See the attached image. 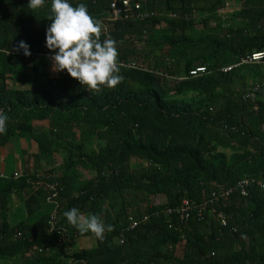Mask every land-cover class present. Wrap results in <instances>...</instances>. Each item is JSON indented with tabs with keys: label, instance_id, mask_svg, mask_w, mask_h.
Wrapping results in <instances>:
<instances>
[{
	"label": "trees",
	"instance_id": "trees-1",
	"mask_svg": "<svg viewBox=\"0 0 264 264\" xmlns=\"http://www.w3.org/2000/svg\"><path fill=\"white\" fill-rule=\"evenodd\" d=\"M110 1L82 0L103 23L101 39L117 42L124 76L97 92L52 73L50 0L38 10L0 0V109L10 117L0 149L33 140L38 166L65 152L58 174L0 172V264H264V191L214 200L243 178L264 179V57L249 61L264 52V0H131L149 16L106 30ZM143 25L152 32H132ZM21 40L31 56L16 50ZM37 121L49 130L36 131ZM14 193L27 195L18 221L8 212ZM185 198L209 202L205 219L168 213ZM72 207L113 230L102 241L80 233L64 216ZM84 236L95 245L73 248Z\"/></svg>",
	"mask_w": 264,
	"mask_h": 264
},
{
	"label": "clouds",
	"instance_id": "clouds-1",
	"mask_svg": "<svg viewBox=\"0 0 264 264\" xmlns=\"http://www.w3.org/2000/svg\"><path fill=\"white\" fill-rule=\"evenodd\" d=\"M49 0H28L32 10L44 9ZM52 21L46 29V47L52 50L53 69L66 70L87 90L100 91L102 87L114 88L124 80L119 63L117 42L108 36L101 39L103 23L94 17L82 2L72 0H50ZM31 56V47L21 40L17 51ZM10 117L0 109V135L8 131ZM70 225L80 233L91 232L98 240L105 239V232H111L113 225H106L96 214L90 217L72 207L64 213Z\"/></svg>",
	"mask_w": 264,
	"mask_h": 264
},
{
	"label": "built area",
	"instance_id": "built-area-1",
	"mask_svg": "<svg viewBox=\"0 0 264 264\" xmlns=\"http://www.w3.org/2000/svg\"><path fill=\"white\" fill-rule=\"evenodd\" d=\"M140 10H141L140 4L137 3L134 6L131 0H111L109 15L106 17L104 21L105 29L108 30L111 27V25H113V23L119 20L130 19V18H145L149 16V14L143 13ZM263 57H264V52L254 53L250 57L249 61L259 62L262 60ZM128 66L137 67L136 65H133V64H128ZM144 66L145 65L142 63V64H139L138 68H141ZM229 69L231 68H225L224 71H227ZM198 70H204V68H198ZM192 73L196 74V72H192ZM259 88L260 87L258 85L250 88V90L247 92V96H250L251 94L254 95L255 94L254 92L257 91ZM15 175L19 176L18 173H15ZM251 185H256L264 191V179L262 178H258V179L257 178H243L242 180L238 181V183L235 186L231 187L224 193L215 194L214 200L219 201L220 197L229 196L234 191L240 192L243 196H248L249 186ZM208 205H209L208 201H204L203 204H198V203L192 202L188 198H185L183 199V201L181 202L179 206H177L176 208L170 207L168 208L167 211L171 215L177 214L180 217V219L183 221L190 219L193 215L196 216L198 219L203 220L205 219V212H206L205 210ZM56 215H57L56 212H54L51 215V218L49 220L50 228H51V231L53 232L57 231L60 234V238L58 242H59V245L64 246L68 240V237H67L66 232L63 230V228L61 226H58ZM216 217L222 226L227 225V222H228L227 216L223 211L217 210ZM136 225H137V222H134L132 227H135ZM35 249H37L38 251H42L43 248L35 247Z\"/></svg>",
	"mask_w": 264,
	"mask_h": 264
},
{
	"label": "crops",
	"instance_id": "crops-1",
	"mask_svg": "<svg viewBox=\"0 0 264 264\" xmlns=\"http://www.w3.org/2000/svg\"><path fill=\"white\" fill-rule=\"evenodd\" d=\"M50 123L48 121H37L34 123L36 131H48ZM39 151L38 144L33 140H28L25 138H19L12 140L11 142L7 143L4 147L0 149V172L6 171V166L8 165V160L10 155H14L16 158V165L15 171H20L22 174L29 173L31 175H35L37 177H42L46 171L55 168V174H58L61 163L64 160L65 152H59L54 155L53 161L44 160L39 166L35 164L34 159L32 158ZM12 172V173H13ZM6 174V173H5ZM26 193L16 194L14 193L9 197V209L8 212L11 218L18 217V210L20 206L23 207V197H26ZM159 203L166 200L165 196H161L158 198ZM1 212V211H0ZM23 216L26 217L27 213L26 210L23 209ZM85 215V214H84ZM81 246L79 248H87L92 247L93 240L91 237H78ZM74 242V241H73ZM95 242V240H94ZM73 245V243H72ZM74 248V246H73Z\"/></svg>",
	"mask_w": 264,
	"mask_h": 264
},
{
	"label": "rangeland",
	"instance_id": "rangeland-1",
	"mask_svg": "<svg viewBox=\"0 0 264 264\" xmlns=\"http://www.w3.org/2000/svg\"><path fill=\"white\" fill-rule=\"evenodd\" d=\"M152 30H153V28H152V26H149V25H143V27L141 28H137V31H132L133 33H135L136 35H139L140 36V33H144V34H146V33H151L152 32ZM120 44V43H119ZM118 44V46H120V47H127V48H129V47H131V46H133L134 44H133V42L132 43H126V44H120L119 45ZM51 62L52 63H54L53 62V59L51 60ZM52 73L54 74V75H57L58 74V71H56V70H52ZM14 141V140H13ZM15 165H16V158H15V156L12 154V155H10L9 156V160H8V165L6 166V171H5V173H6V175H10V174H12V172L14 171V169H15ZM16 210H18V214H19V216L18 217H15L14 218V220L15 221H18V220H20L21 218H24V217H22L23 216V213H21V212H23V207L22 206H20L19 208H17ZM13 220V219H12ZM14 222V221H13ZM92 239V238H91ZM93 240V239H92ZM93 245H95V242H94V240H93ZM73 246H74V248H79L80 246H81V244H80V241H79V239L78 238H76L75 240H74V242H73Z\"/></svg>",
	"mask_w": 264,
	"mask_h": 264
}]
</instances>
